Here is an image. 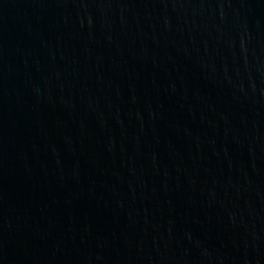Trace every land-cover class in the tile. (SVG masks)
I'll return each instance as SVG.
<instances>
[{
    "label": "water",
    "instance_id": "water-1",
    "mask_svg": "<svg viewBox=\"0 0 264 264\" xmlns=\"http://www.w3.org/2000/svg\"><path fill=\"white\" fill-rule=\"evenodd\" d=\"M0 264H264V0H0Z\"/></svg>",
    "mask_w": 264,
    "mask_h": 264
}]
</instances>
